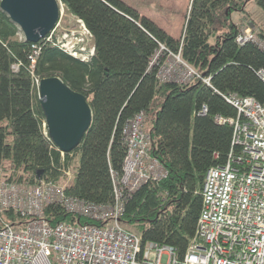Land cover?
I'll return each mask as SVG.
<instances>
[{"label": "trees", "instance_id": "trees-1", "mask_svg": "<svg viewBox=\"0 0 264 264\" xmlns=\"http://www.w3.org/2000/svg\"><path fill=\"white\" fill-rule=\"evenodd\" d=\"M61 2L91 35L95 52L88 60L60 48L54 34L36 43L24 40L0 10V181L61 182L72 169L68 194L112 204L113 174L122 176L127 156L123 125L144 111L150 152L168 176L127 192L120 223L143 243L171 245L182 258L197 238L207 171L239 153L234 126L226 121L237 116L229 94L264 101V51L236 40L242 27L255 22L264 39V0H192L180 38L124 0ZM33 44L39 55L31 69ZM161 46L180 54L210 84L161 83L157 67L151 68ZM53 76L88 96L94 112L91 126L69 152L59 150L43 130L36 80ZM45 213L53 224L75 219L59 206L46 207ZM1 218L18 220L10 211Z\"/></svg>", "mask_w": 264, "mask_h": 264}, {"label": "built area", "instance_id": "built-area-1", "mask_svg": "<svg viewBox=\"0 0 264 264\" xmlns=\"http://www.w3.org/2000/svg\"><path fill=\"white\" fill-rule=\"evenodd\" d=\"M236 40L264 51V39L253 26L242 27ZM32 47L33 54L39 55L38 45ZM161 51L152 57L151 68L157 67ZM183 63L180 54L166 51L162 66L173 71ZM260 76L264 79V70ZM183 79L210 82L193 67L183 73ZM230 100L237 116L226 121L234 126L239 153L231 155L226 165L207 171L197 238L182 258L171 245L151 242L142 247L139 235L120 223L124 207L115 199L109 205H95L69 197L56 206L73 215L75 222L53 224L46 218L49 204L39 192L66 194L68 183L29 186L0 181V213L18 216L15 221L0 219V264H264V101L236 96ZM144 117V111L136 113L124 128L127 156L122 176L114 178L115 198L168 176L150 152ZM134 156L145 163L136 166ZM66 177L69 182L72 173L67 171Z\"/></svg>", "mask_w": 264, "mask_h": 264}, {"label": "water", "instance_id": "water-1", "mask_svg": "<svg viewBox=\"0 0 264 264\" xmlns=\"http://www.w3.org/2000/svg\"><path fill=\"white\" fill-rule=\"evenodd\" d=\"M0 9L32 43L51 34L62 13L59 0H1ZM39 90L53 143L63 152L72 151L92 124L90 101L58 76L42 79Z\"/></svg>", "mask_w": 264, "mask_h": 264}, {"label": "rangeland", "instance_id": "rangeland-1", "mask_svg": "<svg viewBox=\"0 0 264 264\" xmlns=\"http://www.w3.org/2000/svg\"><path fill=\"white\" fill-rule=\"evenodd\" d=\"M134 7L141 15L147 16L160 27L169 31L175 38H180L186 22L192 0H124ZM237 20V18H236ZM261 20V19H260ZM264 23V19L261 20ZM254 25L258 26L255 22ZM254 26V28H258ZM260 28V27H259ZM57 44L64 43V49L71 51L80 58L93 51L91 35L84 24L69 14L65 7L58 26L54 31ZM62 48V49H63ZM78 157L76 163H78ZM67 177L61 183H68Z\"/></svg>", "mask_w": 264, "mask_h": 264}, {"label": "bare ground", "instance_id": "bare-ground-1", "mask_svg": "<svg viewBox=\"0 0 264 264\" xmlns=\"http://www.w3.org/2000/svg\"><path fill=\"white\" fill-rule=\"evenodd\" d=\"M1 10V9H0ZM189 10H190V6H189ZM189 10H188V14H189ZM2 11V10H1ZM3 12V11H2ZM5 13V12H4ZM62 13H63V9H62ZM62 13H61V16H62ZM6 14V13H5ZM188 14H187V17H188ZM7 15V14H6ZM8 16V15H7ZM73 16V15H72ZM9 17V16H8ZM75 17V16H74ZM186 17V19H187ZM76 18V17H75ZM80 22H82V20H79ZM83 23V22H82ZM59 24V23H58ZM84 24V23H83ZM58 26V25H57ZM56 29V28H55ZM55 31V30H54ZM54 31L49 34L48 36H52L54 34ZM167 31V30H166ZM168 32V31H167ZM21 36L25 39V36L23 35V33L21 32ZM46 36V37H48ZM44 37V38H46ZM64 43H61V46L60 48H63L64 46L62 45ZM64 49V48H63ZM65 50V49H64ZM160 50H162L159 54V56H157V62H158V65H157V68H156V73H157V79L163 83V82H175L177 84H190V83H193L194 81L196 80H199V81H202L203 83L205 84H210V82H206L202 79H192V80H184L183 79V73L187 70H189L190 68H192V66L187 63L186 61H184L183 64L179 65L175 70L171 71L170 69H167L165 68L164 66H162V63L164 62L165 60V52H166V49L164 46H161L160 47ZM66 51V50H65ZM68 53H70L71 55L75 56V57H78L77 55L73 54L71 51H66ZM94 48H93V51L88 54L86 57L82 58L84 60H88L90 59L93 55H94ZM157 53V52H156ZM155 53V55H156ZM155 55L153 56V58L155 57ZM38 55H34L32 53V56H31V61H32V67L31 69H33V66H34V63L36 62V59H37ZM86 58V59H85ZM194 68V67H193ZM41 81V80H40ZM40 81L38 83V79L36 80V84H37V87H39V84H40ZM38 91V98H39V102H40V90L37 89ZM83 94V93H82ZM85 95V94H84ZM86 96V95H85ZM229 96H236V98H241V97H251V98H254L256 99L257 101H260L258 100L257 98L255 97H252V96H240L239 94H229ZM88 100L90 101V98L87 96ZM262 102V101H260ZM91 103V102H90ZM41 104V102H40ZM233 104V103H232ZM92 106V105H91ZM93 109V108H92ZM93 117H94V112H93ZM131 119V117H129L124 125H123V128H122V134H123V139L127 145V148H128V143H127V138L124 134V128L126 126V124L128 123V121ZM147 117H144L142 119V123L144 124H147ZM93 122V121H92ZM43 130H44V134L50 139L52 140V138L50 137L49 135V131H48V127H47V124H46V118H45V121L43 123ZM53 142V141H52ZM151 142H152V138H151V135H150V141L148 142L149 145H151ZM132 162L136 165V166H142L144 163H145V159L144 158H141V157H132ZM140 163V164H139ZM142 164V165H141ZM124 165H125V162H124ZM123 171H124V168H123ZM70 172L72 173L73 175V170L70 169ZM115 178V173L113 174V180ZM150 180V179H149ZM42 183H52V184H55V185H58L60 182H55V181H51V180H45V179H40L38 182L36 183H32V184H27V183H20V184H24V185H29V186H38ZM114 192H115V188H114ZM65 193L66 194H52V193H49L47 190H43L41 192H39V195L46 201L47 204H49L47 207L49 206H56V205H61V201H67L69 200V197H72V198H77V196H74V195H70L67 193V185L65 186ZM115 201H117L119 204L123 205V207L125 208V203H126V200H127V197H126V194L123 196V195H119L118 197L116 196V198H114ZM91 203V202H90ZM95 204V203H93ZM95 205H101V204H95ZM66 212V211H65ZM67 213V212H66ZM2 213H0V216H1ZM69 214V213H67ZM71 215V214H70ZM62 222H65V223H73L75 222V219H73V221H59L57 223H54V224H58V223H62ZM139 239H140V242H141V246L142 247H146L148 246V244H151V242H146V243H143L142 241V237L139 236Z\"/></svg>", "mask_w": 264, "mask_h": 264}, {"label": "crops", "instance_id": "crops-1", "mask_svg": "<svg viewBox=\"0 0 264 264\" xmlns=\"http://www.w3.org/2000/svg\"><path fill=\"white\" fill-rule=\"evenodd\" d=\"M168 33H170L169 31H168ZM90 34V33H89Z\"/></svg>", "mask_w": 264, "mask_h": 264}]
</instances>
